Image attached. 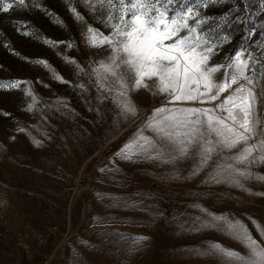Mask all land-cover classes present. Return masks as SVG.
Masks as SVG:
<instances>
[{"label":"rangeland","instance_id":"1","mask_svg":"<svg viewBox=\"0 0 264 264\" xmlns=\"http://www.w3.org/2000/svg\"><path fill=\"white\" fill-rule=\"evenodd\" d=\"M26 2V8L0 12V81L28 82L0 88V113H9L0 114V264H225L219 256L197 254L210 242L246 255L238 240L215 228H199L196 218L208 219L201 209L241 220L264 243L249 219L264 227V195H258L264 193V180L257 179L264 176V164L252 165L253 175L240 177L239 187L208 180L211 168L190 176L195 157L175 164L114 157L163 97L146 89L130 92L139 111L125 120L109 94L93 86L90 62L104 59L107 46L90 47L83 33L91 25L108 35L110 29L96 19L100 13L90 12L81 0H37L40 7ZM214 4L201 8V15L212 18ZM244 9L240 21L256 12ZM215 22L208 21L206 28ZM251 35L229 39L209 64L222 62L241 43L255 57L264 56L259 42H249ZM37 60L48 66L33 63ZM72 60L84 71L77 74ZM81 83L86 91L76 87ZM25 89L38 100L32 111L27 110L32 96ZM58 98L68 107L59 106ZM215 103L219 101L184 106ZM257 114L264 128V97ZM144 134L153 135L148 130ZM31 137L42 141L41 146ZM113 158L115 164L110 163ZM106 166L113 170L99 171Z\"/></svg>","mask_w":264,"mask_h":264},{"label":"snow or ice","instance_id":"2","mask_svg":"<svg viewBox=\"0 0 264 264\" xmlns=\"http://www.w3.org/2000/svg\"><path fill=\"white\" fill-rule=\"evenodd\" d=\"M216 2L81 0L90 12H99L96 19L110 29L105 35L89 25L83 35L90 47L102 49L107 46L104 59L90 62L91 76L95 77L93 86L98 93L109 94L125 120L136 117L139 111L130 92L146 89L153 96L163 97L160 107L152 110L133 138L114 153V157L131 162L147 159L169 164L195 157L190 176L211 168L208 180L243 187L239 178L252 176L249 170L252 165L264 164V128L260 127L261 119L257 114V105L264 97V56L255 57L246 44L241 43L234 54L226 55L222 62L209 64L217 50L230 39L217 34L215 29L206 28L210 17L201 15V8ZM32 6L40 7L37 0H32ZM14 7L26 8L28 3L26 0H0V12L7 13ZM72 11L78 20L84 19L74 8ZM220 19L224 21L225 17ZM45 42L52 45L65 43ZM72 46L68 42V47ZM261 47L264 48V44ZM246 52L247 59L244 58ZM70 62L76 64L77 74L84 71L76 61ZM33 63L48 66L42 60ZM54 78L69 83L59 74ZM22 83L28 82L0 81V88H18ZM233 85L238 86L233 88ZM76 87L87 90L82 83ZM24 91L32 96L27 109L32 111L38 102L37 97L30 89ZM104 98L107 97L101 95V99ZM216 101L219 103L213 107L184 106L186 102L203 105ZM56 103L68 107L62 98ZM145 130L153 135L146 136ZM18 131L25 132L26 129L18 128ZM31 139L35 145L41 146L42 141L35 137ZM110 163L115 164V159ZM106 170L113 169L107 166L99 169L101 172ZM257 179L264 180V176H257ZM201 211L208 219L197 217L199 228H215L231 236L244 245L247 254L210 242L206 251L197 250L198 255L219 256L225 264H264V243L253 237L247 225L227 215H215L207 209ZM249 219L264 239V227L251 217ZM134 239L142 241L147 238Z\"/></svg>","mask_w":264,"mask_h":264},{"label":"trees","instance_id":"3","mask_svg":"<svg viewBox=\"0 0 264 264\" xmlns=\"http://www.w3.org/2000/svg\"><path fill=\"white\" fill-rule=\"evenodd\" d=\"M214 16L208 20L216 21L214 25L209 28L215 29L216 33L223 36L230 37L231 40H238L244 37L247 33L252 31L249 42H259L260 50L258 52L264 53V4L258 5L257 0H217L214 4ZM245 7H253L256 9L255 15L246 14L243 21H240V11L244 13ZM209 8H207L209 10ZM221 17H225L221 21ZM219 25V27H217ZM248 30V31H246Z\"/></svg>","mask_w":264,"mask_h":264}]
</instances>
